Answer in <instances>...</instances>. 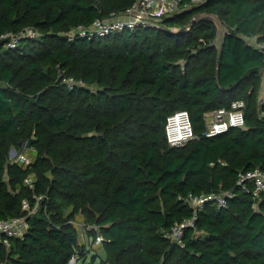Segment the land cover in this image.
<instances>
[{
    "label": "trees",
    "instance_id": "trees-1",
    "mask_svg": "<svg viewBox=\"0 0 264 264\" xmlns=\"http://www.w3.org/2000/svg\"><path fill=\"white\" fill-rule=\"evenodd\" d=\"M133 2L0 0V218L29 224L0 243V264L86 257L78 214L102 236L99 264H264V192L238 184L264 172V0H204L107 38L70 35ZM204 12L228 29L218 50L215 25L194 18ZM30 28L38 36L9 46ZM237 99L245 127L207 137L205 114ZM180 110L199 137L171 146L167 118ZM25 147L27 166L10 158ZM210 193L233 195L205 203L183 245L172 239L193 216L186 198Z\"/></svg>",
    "mask_w": 264,
    "mask_h": 264
},
{
    "label": "built area",
    "instance_id": "built-area-1",
    "mask_svg": "<svg viewBox=\"0 0 264 264\" xmlns=\"http://www.w3.org/2000/svg\"><path fill=\"white\" fill-rule=\"evenodd\" d=\"M204 0H134L132 5L125 11L119 14H112L107 18H98L92 25L87 28H79L77 31H71L70 35L74 36L79 33L88 38L103 39L118 32L126 30H135L139 27H147L156 25L164 17L176 14L181 11L194 9L203 4ZM8 36V35H4ZM11 41L9 46L15 47L18 40L23 37L35 38L38 32L35 29H24L23 31L14 34H9ZM252 44L261 47L255 40H250ZM264 77V74H263ZM71 82V79H67ZM264 101V97L260 100ZM245 108L246 102L243 99H237L231 102L229 107H220L214 111L205 114L206 130L204 134L207 137H213L218 134L227 132L232 127H245ZM167 141L171 146H183L186 143L197 139L199 136L195 133L190 114L186 110H180L168 116L166 124ZM15 151V150H14ZM10 158H15L24 165L31 163V158L24 152L13 155L10 151ZM32 178L26 180L30 183ZM238 184L243 189H248L249 185L253 186V194L259 197L264 192V172L259 168L240 174ZM231 193H210L193 195L190 194L186 198V202L190 204L193 209V216L181 223H176L170 230L169 236L182 243V235L185 228L194 227L196 217L199 211L207 202H214L219 207L227 205V198L231 197ZM24 209L28 211V215L33 213L35 209H31L28 202L24 201ZM29 228L27 216H19L8 219L0 218V243L5 246H10V241L14 238H22ZM97 242L102 241V236L96 237ZM183 245V243H182ZM79 253L76 250L71 256L68 264H82Z\"/></svg>",
    "mask_w": 264,
    "mask_h": 264
},
{
    "label": "rangeland",
    "instance_id": "rangeland-1",
    "mask_svg": "<svg viewBox=\"0 0 264 264\" xmlns=\"http://www.w3.org/2000/svg\"><path fill=\"white\" fill-rule=\"evenodd\" d=\"M194 18L198 21L200 20L212 21V23L215 25L216 28V37L213 44L215 45L216 50H218L220 48L225 33H227L228 31L225 23L215 14L207 13V12L196 15ZM263 97H264V82L262 83L261 86V94L259 100H261ZM23 152L28 154V156L30 157L35 156V151L33 149L25 147ZM75 224L78 226L79 229L80 242L82 244H85V248H86V257L84 258L81 257L83 261L82 264H99V258L97 256L104 257V250L102 248V243L97 242L96 239H93L94 236L88 235V229L97 232L96 226L91 224L86 226L85 217L81 214L76 215Z\"/></svg>",
    "mask_w": 264,
    "mask_h": 264
},
{
    "label": "water",
    "instance_id": "water-1",
    "mask_svg": "<svg viewBox=\"0 0 264 264\" xmlns=\"http://www.w3.org/2000/svg\"><path fill=\"white\" fill-rule=\"evenodd\" d=\"M11 153L14 155L15 154V151H14V149H11Z\"/></svg>",
    "mask_w": 264,
    "mask_h": 264
},
{
    "label": "crops",
    "instance_id": "crops-1",
    "mask_svg": "<svg viewBox=\"0 0 264 264\" xmlns=\"http://www.w3.org/2000/svg\"><path fill=\"white\" fill-rule=\"evenodd\" d=\"M263 82H264V77H263Z\"/></svg>",
    "mask_w": 264,
    "mask_h": 264
}]
</instances>
